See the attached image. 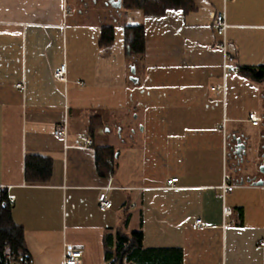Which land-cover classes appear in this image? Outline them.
Listing matches in <instances>:
<instances>
[{"label": "crops", "instance_id": "0c3cea01", "mask_svg": "<svg viewBox=\"0 0 264 264\" xmlns=\"http://www.w3.org/2000/svg\"><path fill=\"white\" fill-rule=\"evenodd\" d=\"M190 1L189 13L146 17L116 0H0V189L14 197L33 264H61L65 244L83 264H104L108 230L141 232L144 249L180 251L181 264H264V83L237 73L264 65V0ZM217 13L230 63L213 49ZM125 26L144 29L136 65ZM62 65L65 81L55 80ZM62 124L65 140L53 134ZM98 147L113 149L108 176ZM30 155L51 161L48 179L27 180Z\"/></svg>", "mask_w": 264, "mask_h": 264}, {"label": "trees", "instance_id": "16d2710c", "mask_svg": "<svg viewBox=\"0 0 264 264\" xmlns=\"http://www.w3.org/2000/svg\"><path fill=\"white\" fill-rule=\"evenodd\" d=\"M125 11H139L146 17H158L168 10H181L189 13L195 10L190 0H121ZM123 37L130 62L136 65L144 55L143 26L123 27ZM114 39L113 28L103 27L100 31L99 46L108 47ZM237 73L257 83H264V65L259 67H240ZM92 133V131H90ZM97 172L102 176L113 173L114 152L109 147L95 149ZM27 180L50 177V160L30 155L26 158ZM30 173L31 175H28ZM29 176V177H28ZM8 193L0 189V264H7L6 255L12 252L16 259L30 260L24 245L23 229L12 219ZM127 219V218H126ZM104 264H181V253L176 250H154L142 247V234L133 231L125 234L119 230H108L103 238Z\"/></svg>", "mask_w": 264, "mask_h": 264}, {"label": "built area", "instance_id": "2783aa9c", "mask_svg": "<svg viewBox=\"0 0 264 264\" xmlns=\"http://www.w3.org/2000/svg\"><path fill=\"white\" fill-rule=\"evenodd\" d=\"M211 23L216 36L221 39L220 43H216L213 45V49H218L223 52L225 63L232 62V58L227 53V42L225 36L228 25L226 24L224 14L223 13L214 14L212 16ZM232 72L235 73L236 70L232 69ZM65 73H66V68L64 65H62L53 70L52 76L55 80L65 81ZM224 89H225L224 84H222L221 86H216L211 88L212 91H219V90L224 91ZM248 121L251 123V125L257 126L261 121V118L256 116V114H249ZM53 134L55 137L65 140L67 136L65 124L57 126ZM81 142L83 143L84 146H90L92 144L91 140L87 137H81ZM177 181H178L177 178H171L166 182V187L168 188L174 187ZM228 181H229V176L225 174L224 182L221 186V189L224 193L231 192L232 190V186L227 184ZM7 199H8V203L12 205L14 201V197L8 195ZM98 207L100 211H106L109 208H111V203L106 200L104 194H100V196L98 197ZM231 213L232 212L229 208H224L225 216H230ZM201 225H202V221L200 219H197L193 222L191 226L192 228L196 229ZM260 245L264 248V241H260ZM6 258L8 262L7 264H33L31 260H27L24 258L16 259L12 254V252H9L6 255ZM82 260H83V252L78 246L74 244H65L61 264H83Z\"/></svg>", "mask_w": 264, "mask_h": 264}, {"label": "water", "instance_id": "95a60500", "mask_svg": "<svg viewBox=\"0 0 264 264\" xmlns=\"http://www.w3.org/2000/svg\"><path fill=\"white\" fill-rule=\"evenodd\" d=\"M116 1L117 2L114 4V6L120 7L121 6V0H116ZM235 142H236V145H237L238 148H243L242 146H239L240 145V140L239 139H237ZM262 158H263V162L259 166V172L262 173V174H264V154L262 155Z\"/></svg>", "mask_w": 264, "mask_h": 264}, {"label": "rangeland", "instance_id": "374dc122", "mask_svg": "<svg viewBox=\"0 0 264 264\" xmlns=\"http://www.w3.org/2000/svg\"><path fill=\"white\" fill-rule=\"evenodd\" d=\"M107 136H108V138H109L110 135L107 134Z\"/></svg>", "mask_w": 264, "mask_h": 264}]
</instances>
